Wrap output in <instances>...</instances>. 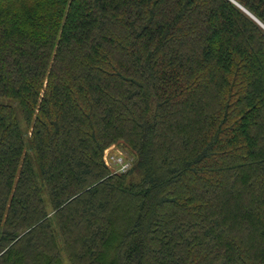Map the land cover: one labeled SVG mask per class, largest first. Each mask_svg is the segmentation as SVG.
<instances>
[{
	"label": "trees",
	"instance_id": "obj_1",
	"mask_svg": "<svg viewBox=\"0 0 264 264\" xmlns=\"http://www.w3.org/2000/svg\"><path fill=\"white\" fill-rule=\"evenodd\" d=\"M0 99V264H264V27L232 0H0Z\"/></svg>",
	"mask_w": 264,
	"mask_h": 264
},
{
	"label": "rangeland",
	"instance_id": "obj_2",
	"mask_svg": "<svg viewBox=\"0 0 264 264\" xmlns=\"http://www.w3.org/2000/svg\"><path fill=\"white\" fill-rule=\"evenodd\" d=\"M2 100L0 99V102ZM17 115L19 117V119L21 120V122L23 123V119H22V113L19 109H17ZM22 128L24 129V126L22 125ZM113 147V148H112ZM112 148V149H110ZM108 149L110 154L109 155H114L113 153H116V154H119V155H122L124 157H126L127 159H131L133 161V159L130 157V151L126 149L125 146H123V144H113L112 146H110ZM106 152V151H105ZM112 153V154H111ZM33 155V154H32ZM130 160V161H131ZM33 167H34V170L37 174V179H38V182H39V185L40 187L42 188V194H43V198L45 200V202L47 203V206H48V209L49 211L51 212V207L49 206L50 203H49V196L46 192V190L44 189V183H43V180H42V177H41V174H40V171H39V168H38V164L36 162V160L34 159L33 160ZM111 170H114V167L110 168ZM60 244V247L62 249V258H63V263L64 264H71L70 261L68 260V257L63 249V244L59 243Z\"/></svg>",
	"mask_w": 264,
	"mask_h": 264
},
{
	"label": "built area",
	"instance_id": "obj_3",
	"mask_svg": "<svg viewBox=\"0 0 264 264\" xmlns=\"http://www.w3.org/2000/svg\"><path fill=\"white\" fill-rule=\"evenodd\" d=\"M112 148H110V149H112ZM110 149H107L105 152V155H104V160H105V163L107 164V166L109 168L114 167V170H112V171H114L116 173L128 172L132 167V161H130L131 159L129 160L126 157L119 155V154H116V153H113L114 155H109Z\"/></svg>",
	"mask_w": 264,
	"mask_h": 264
},
{
	"label": "water",
	"instance_id": "obj_4",
	"mask_svg": "<svg viewBox=\"0 0 264 264\" xmlns=\"http://www.w3.org/2000/svg\"><path fill=\"white\" fill-rule=\"evenodd\" d=\"M235 4H237L239 7H241L245 12H247L253 19H255L261 26L264 27V25L255 17L253 16L251 13H249L246 9H244L241 5H239L237 2H235L234 0H232Z\"/></svg>",
	"mask_w": 264,
	"mask_h": 264
}]
</instances>
